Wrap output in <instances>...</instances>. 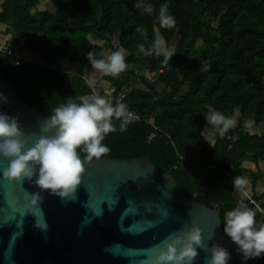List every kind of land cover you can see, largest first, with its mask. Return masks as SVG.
Returning <instances> with one entry per match:
<instances>
[{
	"label": "trees",
	"instance_id": "obj_1",
	"mask_svg": "<svg viewBox=\"0 0 264 264\" xmlns=\"http://www.w3.org/2000/svg\"><path fill=\"white\" fill-rule=\"evenodd\" d=\"M40 1L0 0V23L10 28L15 52L33 55L17 61L0 52V73L30 103L50 116L69 97L125 91L117 102L160 130L148 138L150 124L126 123L121 131L122 121L113 119L116 131L102 141L107 155L151 154L188 195L219 208L223 223L241 202L256 211L257 225L264 223V0H140L153 6L151 14L135 7L138 0H50V8L34 10ZM162 4L176 27H160ZM157 33L175 51L167 65L138 48L149 47ZM118 48L125 50L126 70L94 75L87 54L102 58ZM210 110L237 120L213 141L204 118ZM250 119L259 134L239 130ZM234 177L247 179L243 188L262 210L233 187Z\"/></svg>",
	"mask_w": 264,
	"mask_h": 264
},
{
	"label": "water",
	"instance_id": "obj_2",
	"mask_svg": "<svg viewBox=\"0 0 264 264\" xmlns=\"http://www.w3.org/2000/svg\"><path fill=\"white\" fill-rule=\"evenodd\" d=\"M0 93L7 99L0 98V113L18 118L31 146L48 115L1 73ZM80 156L84 162L85 154ZM8 164L0 156V264H152L161 241L193 225L202 230L209 248L228 249V264H264L244 262L224 233L219 208L188 195L179 178L151 154L105 155L85 162L81 184L65 201L27 179H5ZM33 193L42 197L40 204L31 205ZM39 208L46 232L34 226ZM197 250L194 264H205L210 252Z\"/></svg>",
	"mask_w": 264,
	"mask_h": 264
},
{
	"label": "clouds",
	"instance_id": "obj_3",
	"mask_svg": "<svg viewBox=\"0 0 264 264\" xmlns=\"http://www.w3.org/2000/svg\"><path fill=\"white\" fill-rule=\"evenodd\" d=\"M135 7L148 14L154 11L151 4L140 0ZM157 20L161 28L176 27V19L169 13L167 4L160 6ZM138 48L145 56H162V63L165 65L175 53L159 33L149 47L140 44ZM87 59L93 70L103 75L118 77L127 68L123 48L106 53L102 58H96L93 52H89ZM94 82L89 81L90 84ZM0 98H3L2 93ZM3 100L7 102L6 98ZM127 112L124 103L117 102L113 105L102 95L69 97L40 124L41 135L32 141L31 146L19 127L18 118L0 113V156L9 159L8 167L3 170V177L21 183L27 179L34 182L41 191L59 196L63 201L67 200L82 182L86 171L85 162H91L94 158L99 160L109 153L110 149L102 141L107 134L116 131L113 119L121 120L120 130H126ZM236 114L238 115V111ZM204 118L212 132L220 136L228 133L237 123L235 115L225 116L215 110H210ZM252 123L246 120L244 126L251 128ZM78 149L85 154L84 162ZM247 183L242 177H234L232 181L237 190ZM29 195L32 197L31 205L42 202L39 193ZM34 217V226L46 232L48 224L42 209L39 208ZM223 224L224 233L237 246L236 251L244 262L264 257V223L257 225L254 209L241 202L225 214ZM157 248L159 254L152 264H194L199 255L198 248L210 252V257L205 258V264H228L231 259L228 249L219 245L209 248L203 242L202 230L195 225L188 231L181 229L180 234L161 241Z\"/></svg>",
	"mask_w": 264,
	"mask_h": 264
},
{
	"label": "built area",
	"instance_id": "obj_4",
	"mask_svg": "<svg viewBox=\"0 0 264 264\" xmlns=\"http://www.w3.org/2000/svg\"><path fill=\"white\" fill-rule=\"evenodd\" d=\"M0 52L6 54V55H9V56H12V57H15V59L17 61L21 60V59H27L25 58L23 55H19L17 54V52H15V49L13 47V44L11 43L10 40H3V41H0ZM146 77L147 78H151L150 74L149 73H146ZM88 85L89 87L95 92L94 90V86L93 84H90L89 81H88ZM96 94V93H95ZM125 97V91H118V92H115V90L112 88V89H108L107 90V93H106V96H105V99L108 100L110 103H112L113 105H115V102L119 101V100H122L123 98ZM128 112H127V123H132V122H146L148 124H150L152 127H153V131L150 133V135L148 136V138H151L153 136H155L156 134V131H159L160 129L155 125L153 124L151 121L149 120H146L144 118H142L138 112H136L134 109L132 108H128L127 109ZM250 121H252V127L251 128H246L244 126V123L239 127V130H247L251 133H257L259 134L261 129L257 124H255L254 120L253 119H250ZM242 192L245 194V196L252 202L254 203L257 207H259L255 200L251 198V195L248 194L244 188H242ZM259 210H262L260 207H259Z\"/></svg>",
	"mask_w": 264,
	"mask_h": 264
},
{
	"label": "rangeland",
	"instance_id": "obj_5",
	"mask_svg": "<svg viewBox=\"0 0 264 264\" xmlns=\"http://www.w3.org/2000/svg\"><path fill=\"white\" fill-rule=\"evenodd\" d=\"M50 7H51V6H50V0H42V1H40V3L34 8V10H39V9H41V8H50ZM4 38H9V39H7V40L12 39V32H11L10 28H9L7 25L0 23V41L3 40ZM106 48H107V47H106ZM170 49L174 50L172 46H170ZM106 51H107V53H109L108 49H107ZM23 54H25V55L28 56L29 58H32V56H33V55H30V54H32V52H31L29 49H24V50H23ZM36 56H37V55L34 54V57H36ZM139 71H140V70H139ZM93 74H94V75H99L100 73H98V72H94ZM138 87H139V88H144V87L142 86L141 83L138 85ZM186 88H187V85H186L183 89L186 90ZM208 135H209L210 140L213 141V140L217 137L218 134H217V133H212V132L209 133V132H208ZM259 169H260L261 171H264V166L261 164V166H260ZM263 177H264V173H263ZM246 180H247V179H246ZM248 184H249V182L247 183V185H248ZM260 186L262 187V192H264V178H263V180L261 181Z\"/></svg>",
	"mask_w": 264,
	"mask_h": 264
},
{
	"label": "crops",
	"instance_id": "obj_6",
	"mask_svg": "<svg viewBox=\"0 0 264 264\" xmlns=\"http://www.w3.org/2000/svg\"><path fill=\"white\" fill-rule=\"evenodd\" d=\"M5 39H9V38H4L3 40H5ZM3 40H1V41H3ZM30 55H31V54H30ZM24 57L27 58V59L29 58V57L26 56L25 54H24ZM260 166H261V165H260ZM260 189L262 190V187H261Z\"/></svg>",
	"mask_w": 264,
	"mask_h": 264
}]
</instances>
